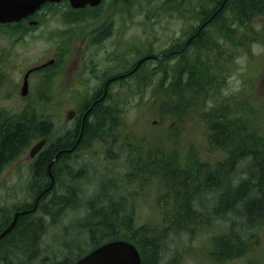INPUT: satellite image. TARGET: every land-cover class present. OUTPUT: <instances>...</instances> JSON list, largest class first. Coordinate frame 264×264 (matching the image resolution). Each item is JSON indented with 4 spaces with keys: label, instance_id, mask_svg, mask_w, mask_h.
Masks as SVG:
<instances>
[{
    "label": "rangeland",
    "instance_id": "rangeland-1",
    "mask_svg": "<svg viewBox=\"0 0 264 264\" xmlns=\"http://www.w3.org/2000/svg\"><path fill=\"white\" fill-rule=\"evenodd\" d=\"M68 8L67 4H61L35 27H0V124L10 117L29 113L35 107L38 120L44 114L51 122L48 146L55 144L54 137L58 136L53 125L58 132L71 127L73 122L70 124L64 119L67 108L74 109L86 102L98 78L128 71L148 51L156 55L169 52L171 47L184 44L187 33L198 25L195 19L181 18L177 3H165V0H103L94 11L84 14L70 12ZM100 28L108 32L105 41L99 45L85 41L88 34L92 36ZM115 43L120 60L117 67ZM55 51L62 62L57 59L44 78L32 76L35 83L27 98H21L18 86L21 87L23 72L48 61ZM171 56L145 62L142 70L148 72L147 79L146 76L141 79L144 74L140 73L120 81L122 99L117 104L118 111L111 108L115 112L117 130L106 133L111 136L101 135L103 131L97 129L95 134L100 137L91 141L85 151L72 155L69 163L57 164L54 175L47 173L46 185H50L51 177L54 179L53 196L71 198L72 193L78 196L77 201H71L54 220L44 216L46 231L40 247L47 258L41 255L36 259H24L15 252L9 253L7 258L0 247V261L4 259L8 264H42L45 261L47 263L43 264H48L84 255L93 247L85 229L87 218L114 203L133 206L138 225H160L167 215L163 209L172 205L164 201L167 190L177 189V186H169V179H152L138 195V188L133 193L129 185L128 178L133 177V170L150 174L154 161H164L171 168H182L187 162L191 167L201 165L208 169L209 164L215 167L225 159V151L210 142L211 130L205 122L212 100L197 108L192 106L197 95L192 92L191 96L188 93L183 96L180 88L188 86L185 75L180 79L176 73L171 74L176 62L181 66L183 62L177 60V55ZM164 70L168 72L163 76ZM150 71L154 72L149 75ZM140 80L145 82L140 83ZM119 86L113 84L110 91L115 92ZM218 95L234 100L242 96L251 99L262 124L257 140L264 143V45H255L251 55L235 60L233 70L219 86ZM172 96L183 106V110L177 109L179 114L162 111L161 102L169 101ZM35 141L0 171V219L4 215L10 221L15 209L25 204L34 203L33 209L37 206L40 196L36 197L33 188L31 191V185L38 182L34 177L36 158L28 155ZM246 160L232 167V188L247 178ZM210 198L203 196L200 202L210 205L211 209L212 203L206 201ZM168 200L173 201L172 198ZM55 204L56 201L53 208ZM196 206L194 202V208H198ZM37 217L43 215L39 213ZM204 222L191 232H181L177 236L169 234L163 260L166 262L178 255V264H216L208 255L213 238L224 234L225 230L228 232L230 223H242L243 219L228 211L221 219L212 217L211 221L205 219ZM240 236L244 242L243 253L221 264H264V225L244 226Z\"/></svg>",
    "mask_w": 264,
    "mask_h": 264
},
{
    "label": "trees",
    "instance_id": "trees-1",
    "mask_svg": "<svg viewBox=\"0 0 264 264\" xmlns=\"http://www.w3.org/2000/svg\"><path fill=\"white\" fill-rule=\"evenodd\" d=\"M170 2L178 4L177 12L181 18L195 19L198 23L187 33L186 44L168 49L169 52L180 50L176 54L177 60L183 62L181 66L177 61L171 74L176 73L180 79L185 75L188 86L180 89L184 91L183 96L185 93L191 96L192 92L197 95L192 101L194 108L212 100L210 112L205 116L206 125L211 130L209 139L217 148L225 151L226 157L215 167L209 164L208 169L201 165L191 167L187 162L182 168H171L164 161H154L152 169L149 170L152 174L146 175L142 171L133 170V177L128 178L129 185L133 187V193L135 188H138V195L145 191L146 184L151 183L152 179H169V186H177V189L167 190V199L164 201L172 205L163 209L162 212L167 215L162 218L161 224L138 225L133 206L114 203L110 204L109 208L98 211L96 216L88 217L85 229L93 244L91 250L104 242L123 240L136 246L141 264H178V255L166 262L163 260L162 254L169 234L177 236L181 232H191L204 225L205 219H221L230 211L237 218L243 219V222L230 223L229 231L225 230L224 234L214 237L211 242L212 249L208 251L214 262L221 264L230 257L243 253L244 242L240 234L244 226L264 225V143L261 144L257 140L262 125L256 114L258 110H255L251 99L245 96H242L240 101L218 95L219 86L233 70L235 60L243 55H251L255 45H264V0H165V3ZM149 55L153 54L148 51L142 58ZM173 56L176 57L172 54L171 58ZM143 65L141 64L134 76L142 73L144 77L141 79L145 76L147 79L148 72H143ZM153 72L150 71L149 75ZM167 72L164 70L163 76ZM179 105L178 98L173 96L169 97V101L161 102L162 111H169L171 114H179L177 109L183 110V106ZM99 113L100 111L96 112L93 117L97 123L94 121L87 126L84 134H87V131L95 133L97 129L104 132L115 128V112L113 113L110 107L98 117ZM38 115L37 109L33 107L29 113L10 117L6 123L0 124V171L6 163L25 153L33 140L44 139L47 144L51 122L44 114L38 120ZM246 115L248 117L243 120ZM241 121L243 122L240 123ZM55 153V144L52 143L45 145L36 157L34 177L38 182L31 185V191L33 188L34 194L37 192L36 197H40L35 209L34 203L15 209L14 213L24 210L29 212L19 215L14 228L0 240L1 250L7 258L11 252L18 253L24 259L44 256V250L40 247L41 237L46 231L44 216L54 220L63 214L66 207L71 205V201L78 199L73 193L70 194L71 198L67 195L53 196L54 185L47 190V168ZM245 159L248 160L247 178L232 188V167ZM66 161L60 155L50 166L51 174L54 175L57 164ZM203 196L211 197L206 199L209 204L212 203L211 209L210 205L200 202ZM169 198L173 201L168 200ZM194 202L198 208H194ZM39 213L43 217H37ZM8 220L4 215L1 216L0 231L11 221ZM3 244L5 246H2ZM78 258L80 256L73 260H58L48 264H74ZM4 262L3 259L0 264H8ZM43 263L47 262L42 261Z\"/></svg>",
    "mask_w": 264,
    "mask_h": 264
},
{
    "label": "flooded vegetation",
    "instance_id": "flooded-vegetation-1",
    "mask_svg": "<svg viewBox=\"0 0 264 264\" xmlns=\"http://www.w3.org/2000/svg\"><path fill=\"white\" fill-rule=\"evenodd\" d=\"M61 4H67L68 7L70 8V9L68 8V11L71 10L70 12L77 13V14H80V13L84 14L85 12L88 13V12L94 11V9L98 8L101 5V4L97 5V6L85 5V6L80 7V8H72L70 6V4L68 3V1H66V0H61L57 3L46 2V3L42 4L38 8V10H36L31 15L22 18L17 23H12V24H8V25L18 26L20 28L21 27L22 28H30L32 25H33L32 27H35L39 24H42L45 18L47 19V17L45 16L46 14H48L51 10L56 9ZM107 35H108V32H105V29L102 30V28H100L98 31L93 33L92 36H90V34H88L87 37L85 38V41H87L90 44L94 43V45H99L100 43L105 41V38L107 37ZM91 41H92V43H91ZM179 52H180V50H173L172 52L169 53L168 57H170L172 54H176ZM166 53H163V54L161 53V55H157V56H160L157 59H163ZM114 56H115V61L117 64L116 67H117V66H119L118 63L120 62V60L117 59V45H116V43H115ZM57 59H58V62H62L59 58L58 52L55 51L53 56L48 61H45L39 65L30 67V68H27L23 72V75L21 78V85L23 83L24 75L26 74V72L28 70H32L35 67H38V66L45 64V66L41 67L40 69L33 70L28 74V77H27V94L25 96H22L21 87H20V85L18 86L20 89L19 95L21 98H23V99L27 98L32 83L33 82L35 83V81L32 80V76L36 75L35 79L46 77L45 73L47 72L48 68L55 66L57 63ZM150 59H154V58L152 57ZM150 59H148V60H150ZM140 60H141V58L128 71H124V72L121 71L120 73L114 74L108 78L107 77L105 78V74H104L103 77L97 79V84L94 86V88L92 90V92H93L91 94L92 96H90L86 100V102L81 103L80 106H77L74 109H70V108L68 109L67 108L68 111L65 113L64 119L67 123L71 124V122H73L71 124V127L69 129H66L63 132H58L57 130H55V124L53 125L54 133L56 131L57 135H58V136L55 135V137H54L55 151H56V153L54 154V158H56L55 162L58 160L59 156L61 155L62 159L65 158L67 160L66 163H69L70 157L72 155H74L78 152H81V151H85V149H87L90 146L91 141H93L94 139H97V137H100V134H95V133L91 134L89 131H87L88 132L87 134H84V133H86V130H87L86 127L93 124L94 121L96 124L97 120H95V118H93L95 116V113L100 111L98 117L100 116V114H102V113L104 114L108 105L111 106L110 108H114L115 110H117V104L122 99V93L120 91V88H121L120 81L123 78L133 76L135 74V72H137V70L139 69L141 64L143 65L145 62L148 61V60H145V61H140ZM113 84L115 87L120 85L119 88L115 92L110 91ZM95 88H97L99 90L95 91ZM40 100L41 99L39 98L38 101L40 102ZM116 125H117V123H115V129L111 130L110 132L117 130ZM107 132L108 131H104L101 133V135L111 136V133L106 134ZM59 133H61V134H59ZM60 140H61V143H60Z\"/></svg>",
    "mask_w": 264,
    "mask_h": 264
},
{
    "label": "water",
    "instance_id": "water-1",
    "mask_svg": "<svg viewBox=\"0 0 264 264\" xmlns=\"http://www.w3.org/2000/svg\"><path fill=\"white\" fill-rule=\"evenodd\" d=\"M60 0H0V24L18 22L22 18L34 13L45 2H58ZM73 8H80L85 5L96 6L101 0H68ZM39 69L38 68H35ZM31 71V70H30ZM28 71L24 76L22 85V95L26 94ZM45 141L41 140L34 144L30 151V157L35 156L42 148ZM54 158L52 162L55 160ZM51 162V163H52ZM48 166V174L50 173ZM54 179L51 177V183L47 190L53 185ZM28 213V210L16 212L10 224L0 233V239L7 235L14 227L19 215ZM75 264H141L140 255L136 247L126 241L116 240L100 245L88 254L80 258Z\"/></svg>",
    "mask_w": 264,
    "mask_h": 264
}]
</instances>
